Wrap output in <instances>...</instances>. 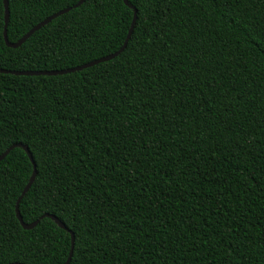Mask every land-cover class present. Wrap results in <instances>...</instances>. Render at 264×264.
Returning a JSON list of instances; mask_svg holds the SVG:
<instances>
[{"label":"trees","instance_id":"1","mask_svg":"<svg viewBox=\"0 0 264 264\" xmlns=\"http://www.w3.org/2000/svg\"><path fill=\"white\" fill-rule=\"evenodd\" d=\"M9 0L0 69L119 51L125 0ZM117 58L0 73V156L70 264H264V0H128ZM0 162V264H65Z\"/></svg>","mask_w":264,"mask_h":264},{"label":"water","instance_id":"2","mask_svg":"<svg viewBox=\"0 0 264 264\" xmlns=\"http://www.w3.org/2000/svg\"><path fill=\"white\" fill-rule=\"evenodd\" d=\"M86 0H80L79 3L75 6V8H78L80 7L81 5H83L85 3ZM125 3L126 5H128L131 9L134 10V18H133V22H132V25L130 27V30H129V33L127 35V38H126V41L123 45V47L117 51L116 53L114 54H110L108 56H105L103 58H100L98 60H95V61H92L90 63H87V64H84L82 66H78V67H75V68H71V69H66V70H51V71H48V70H30V71H10V70H3V69H0V73L2 74H11V75H15V76H59V75H65V74H70V73H74V72H79V71H82V70H85L87 68H90V67H93V66H96L98 64H101V63H105V62H108V61H111L115 58H117L120 54L123 53V51L126 49L130 39H131V36L133 34V31H134V28H135V25H136V21H137V9H135L134 6H132L128 0H125ZM4 6H5V21H6V25H5V31H4V38H5V42L7 44L8 47L10 48H19L20 46H22L32 35H34L36 32H38L39 30H41L43 27L47 26L48 24H50L52 21H54L55 19H57L58 17L68 13L71 8H68V9H65V10H62L58 13H55L53 14L52 16L46 18L44 21L40 22L39 24H37L36 26H34L23 38H21L18 42L16 43H11L8 39V36H7V27H8V23H9V18H10V7H9V0H4ZM15 148H22L26 154L28 155L30 161L32 162L33 164V167H34V172H33V175L31 176L30 180H29V183L27 184V186L25 187V189L23 190L22 192V195L20 196L18 202H17V206H16V214H17V217L22 225V227L26 230H31L33 228H35L42 219L44 218H50L52 219L59 227H61L62 229L70 232L71 236H72V249H71V252H70V255H69V258L68 260L66 261L65 264H70L71 263V260H72V256H73V248H74V242H75V236H74V233L69 230V228H67V226L61 222V220L59 218H57L56 216L54 215H51V214H45L44 216H42L39 220L35 221L34 223L32 224H27L24 222L22 216H21V213H20V203L22 201V199L25 197V195L27 194V192L30 190V188L32 187L35 179H36V176H37V168H36V164L34 162V158H33V155L31 153V151L29 150L28 146H25L23 144H15L13 146H11L10 148H8L1 156H0V162L3 161L9 154L10 152L15 149Z\"/></svg>","mask_w":264,"mask_h":264}]
</instances>
